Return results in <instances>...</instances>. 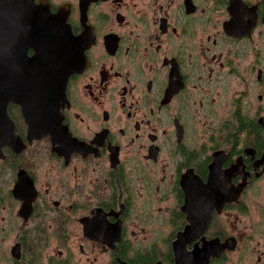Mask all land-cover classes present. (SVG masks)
Here are the masks:
<instances>
[{"label":"flooded vegetation","instance_id":"obj_1","mask_svg":"<svg viewBox=\"0 0 264 264\" xmlns=\"http://www.w3.org/2000/svg\"><path fill=\"white\" fill-rule=\"evenodd\" d=\"M46 1L75 70L6 105L0 264H264V0Z\"/></svg>","mask_w":264,"mask_h":264},{"label":"water","instance_id":"obj_2","mask_svg":"<svg viewBox=\"0 0 264 264\" xmlns=\"http://www.w3.org/2000/svg\"><path fill=\"white\" fill-rule=\"evenodd\" d=\"M63 21L60 14L50 13L46 0L39 4H35L34 0H0V77L13 75L7 96L0 97V156L3 147L14 146L17 140L6 114V105L13 102L25 108L36 107L25 118H32L36 113L39 115L41 104L62 81L66 84L67 77L75 70L71 54L42 53L46 50L74 49L73 39L64 34ZM29 51H35L33 57H28ZM37 98H40L39 102ZM238 192L231 190V196ZM225 195L230 196L228 193ZM222 200L208 199L215 204H221ZM189 232L192 233V228Z\"/></svg>","mask_w":264,"mask_h":264},{"label":"bare ground","instance_id":"obj_3","mask_svg":"<svg viewBox=\"0 0 264 264\" xmlns=\"http://www.w3.org/2000/svg\"><path fill=\"white\" fill-rule=\"evenodd\" d=\"M59 14H60V12H58V15ZM54 18L55 17H52L51 19H54ZM72 43L74 45V40H72ZM12 76L13 75H11V76L5 75L4 77H0V92L6 93L8 91V89H9L8 84H10V80L13 78ZM23 110L25 112V107H23ZM45 113L46 112H44V115H45ZM41 114H42V112H41ZM25 116H28V115L25 113ZM185 236H186V238L189 237L190 232H187V234ZM210 250H214V248H211ZM197 254H198L197 250H194V252L192 254H187L182 248L179 247L178 243H175L176 264H186V263L192 264ZM202 262H203V258H200V263H202ZM205 262H206V260L204 257V263ZM194 264H197V263H194Z\"/></svg>","mask_w":264,"mask_h":264},{"label":"rangeland","instance_id":"obj_4","mask_svg":"<svg viewBox=\"0 0 264 264\" xmlns=\"http://www.w3.org/2000/svg\"><path fill=\"white\" fill-rule=\"evenodd\" d=\"M3 178H4V180H5V179H7V176H6V175H4V176H3ZM4 184H5V183H4Z\"/></svg>","mask_w":264,"mask_h":264}]
</instances>
